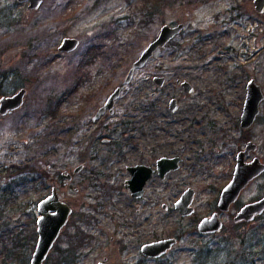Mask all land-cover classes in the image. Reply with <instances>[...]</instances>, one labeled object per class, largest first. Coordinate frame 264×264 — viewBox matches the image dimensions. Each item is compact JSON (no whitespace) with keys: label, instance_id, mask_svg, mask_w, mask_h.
I'll return each mask as SVG.
<instances>
[{"label":"rangeland","instance_id":"obj_1","mask_svg":"<svg viewBox=\"0 0 264 264\" xmlns=\"http://www.w3.org/2000/svg\"><path fill=\"white\" fill-rule=\"evenodd\" d=\"M256 21L264 22V15L255 10L254 0H44L38 9L29 8L28 2L0 0V98L27 88L19 109L0 114V171L7 175L0 191V264H30L38 240L37 204L51 191L42 188L41 160H46L45 166L55 159L61 165L69 161L66 166L81 161L78 153L73 161L68 153L72 133L67 117L59 121L72 111L74 97L62 99L57 114H47L49 103L70 87L78 55L95 42L115 56L107 72L110 91L123 82L122 74L164 24L184 22L186 28L137 70L118 107L125 113L142 94H149L154 89L150 76L154 67L165 68L168 83L159 91V102L164 106L178 96L177 116L185 117L173 125L172 132L180 130L185 139L198 140L201 150L199 158L187 157L166 183L156 181L144 202L153 197L157 205L151 206V217L146 224L141 222L140 230L143 239L147 234L159 239L193 227L194 219L182 217L173 207L189 185L198 191L193 203L197 214L211 213L249 137L258 149L247 160L259 156L264 161V104L250 129L240 126L248 80L256 78L264 88V37L259 29L250 37L248 30L252 23L256 31ZM67 36L81 40L76 51L58 49ZM178 76L191 80L196 91L185 94L176 84ZM159 113L158 118H169L168 108ZM148 114L143 117L149 118ZM85 142L81 140L77 152L83 153ZM127 176L118 172L111 180L122 186L108 201L109 209L103 210L101 228L91 229L94 238L77 264L103 260L109 264H264V214L241 227L227 218L226 229L218 234L189 233L163 258L143 262L137 238L124 239L127 227H120L119 218L111 216L116 209L124 210L127 218L135 216L134 201L124 186ZM65 194L71 199L74 191ZM263 196L264 174L251 182L240 203ZM162 202L170 205L169 211L162 209ZM145 216L144 212L140 219ZM118 238L129 247L123 249ZM57 256L55 247L43 264H56Z\"/></svg>","mask_w":264,"mask_h":264},{"label":"flooded vegetation","instance_id":"obj_2","mask_svg":"<svg viewBox=\"0 0 264 264\" xmlns=\"http://www.w3.org/2000/svg\"><path fill=\"white\" fill-rule=\"evenodd\" d=\"M43 4L44 0L42 2V5ZM255 10L257 11L256 6ZM257 12L264 15V12ZM151 18L152 17L149 15L148 20H150ZM180 23L171 25H177ZM142 24H145V20L142 21ZM255 25L257 26V29L255 32H253L252 28L254 27L252 26V23L249 24V36L251 37L258 33L259 29V33H261V35H263L262 37H264V22L259 23L256 21ZM185 28L186 25L177 36L183 33ZM176 37L171 39L168 43H166V45L174 41ZM80 44L81 40L79 45ZM79 45L75 50L71 52L76 51L79 48ZM166 45H164L163 47H165ZM163 47L158 48L153 56L149 59V61L154 57L156 52ZM137 58L133 60V62L129 66L127 73L124 72L125 76L124 74H122L121 77H123V82L119 83L109 91L107 87L108 66H111L114 63L113 60L117 59L115 58V56L109 55L108 50L104 48L103 43H90L85 48L84 52L80 53L78 55V58L76 59L73 79L68 90L57 94L54 102L52 101V103H49V106L51 108H49L47 114H57L60 101L71 95L72 97H74L75 102L72 111L68 114V116H61L59 121H64L65 117H67L68 119L69 132L72 133L71 146H69L68 151L69 156L71 157L70 159H72L71 161H73L75 158L74 156L78 154L81 158V161H79L77 164L73 165L75 162H72V164L69 166H66L69 161L66 164L61 165L58 163L56 164V159L54 160L53 164L47 162V166H45L46 160H41L42 163L40 162L41 166L38 169V174H40L41 178H44V180L42 181V188L44 190H47L48 188L51 190L50 193L45 194L38 201V218L41 216V213L39 211V204L53 193H56L59 197V200L65 203L71 210L66 223L60 229L58 237L56 238L53 247L47 255L48 257L52 249L56 247V251L58 254L56 264H77L81 256L87 254L84 249L88 245L89 241L93 240L94 238L91 229L97 227L101 228V218L103 210L106 209L104 211H107V209H109L108 201H110L111 198L114 197L115 190H118L122 186L118 185V183L114 181H111L115 177V174H117L118 172L120 174H128V176L124 180V186L127 188L132 197V200L134 201L136 212L135 216L127 218L125 216L124 210L116 209L111 216L119 218L120 227H127V229L122 232V237L124 239L127 236L131 235L137 238V244L142 254L141 257L143 258V262L145 260H156L163 258L169 251L173 249V247L179 242L182 236L189 233L200 235L218 234L226 229L227 218L233 219L235 225L241 227L253 223L257 218L263 216L264 214L262 213L256 215L255 218L251 220H236V217L242 207L248 203L254 202L251 201L245 204L240 203V197L242 196V193L248 189L251 182L246 188L242 190L239 198L235 202H233L228 209H221L219 207V201L223 188L232 180L234 176L238 160V153L242 150H245L249 142H254L252 140V137H249L245 147L237 153L232 176L230 180L221 188V190L219 191V195L215 198V202L211 207V213L207 215L197 214L196 206L193 203L195 197L198 194V191L195 187L189 185L180 194L179 198L185 192V190L189 188L193 189L194 195L192 203L190 205L193 207V212L190 215H183L175 206L179 198L174 202L173 207L180 213L182 217L191 216L195 222L194 226L189 228L187 232H184V230V233L180 232L176 236L169 235L158 239L155 237H151L150 234H147V238L143 239L145 234L140 230L141 222L146 224L149 221L151 216L148 214L151 213V206L157 205V200L153 197H149L148 200L144 202V200L148 196L150 189L153 186L155 187L156 181H159L161 184L166 183L173 172L180 170L185 165L187 157H191L192 159L199 158L201 149L198 140L185 139V134H182L180 130H178L176 133L172 132L173 125H175L179 121L185 120V117L181 120V118L177 116L181 108L178 96H172L169 102H164V106H161L159 102V91L163 90L168 83L165 68H159V66L154 67V70L150 75L151 83L153 84L154 89L149 94H142L141 99H139L134 104H130L127 112L121 113V109L118 107V102L121 99L123 91L125 90L126 86L133 83L137 70L144 68L149 63L148 61L142 68L136 69L134 71L132 79L127 82V77ZM156 78H164L163 83L161 85L158 84ZM252 79L254 78L251 77L247 82L246 96L248 83ZM184 81H189L194 86V90L189 92L186 87L183 86ZM176 84L185 91V94H193L196 91V87L193 82L186 79L185 77L178 76V78L176 79ZM21 88L26 89V98L27 88ZM118 88H120V93L114 99V103L111 106L108 104V100ZM262 89L264 92L263 86ZM173 99H176L177 102V107L175 109L171 108V101ZM263 104L264 99L260 102V112L257 117L262 111L261 109ZM105 106L106 108L104 109V111H102ZM167 108L169 110V118H158L161 114L159 113V111L161 109L167 110ZM15 110L10 111L7 114H10ZM100 111L102 112L100 113ZM147 112H149V118H144L143 114L146 115ZM257 117L254 123L256 122ZM147 121H149V127L146 123ZM254 123L252 124V126L254 125ZM240 126L244 130H248L252 127L251 126L247 129L243 128L241 125V120ZM57 130L58 127L54 129L53 132L57 134ZM82 139H85L86 142L81 148L83 153H80L77 152V146H79V143ZM254 143L257 145V148L250 151L249 155L246 157V161L249 162L254 158H259L262 162H264L259 156H255L252 160H247L252 152L257 151L258 149V144L256 142ZM108 144H110L111 147L108 146ZM173 158L178 160V168L170 170L168 169L167 171H165L164 175H162V172H164L166 165H168L167 159ZM194 164L195 162L193 161L191 165ZM133 169H135V171H138V174L143 176V178L145 179L141 195L138 193L134 194L130 187L129 181L133 177ZM147 174H149V176ZM263 174L264 172L260 176H262ZM5 179H7V175L3 174V172L0 171V191L2 188V181ZM64 189L65 192H63ZM66 190L74 191L73 197L71 199L66 197ZM161 206L164 211L170 210V205L167 202H162ZM143 207L144 209H146V211H143ZM54 212H57V210H54ZM144 212L146 216L143 219H140V217L143 216ZM214 214H217L220 221L222 222L221 229L214 232L201 231L199 226L202 220L206 217L210 218ZM143 231H145V229H143ZM116 232L120 233V230ZM114 237L115 236H111V239L113 240ZM123 238H118V241L121 243L123 249H127L129 245ZM165 238H176L177 242L162 256L155 257L143 253L142 248L145 244ZM100 262L109 264L104 260L99 261L97 264H99ZM137 264H141L140 261H138Z\"/></svg>","mask_w":264,"mask_h":264},{"label":"water","instance_id":"obj_3","mask_svg":"<svg viewBox=\"0 0 264 264\" xmlns=\"http://www.w3.org/2000/svg\"><path fill=\"white\" fill-rule=\"evenodd\" d=\"M19 2H28L29 8L38 9L43 0H18ZM255 6L257 11L260 13L264 12V0H255ZM184 23L177 25L164 24L159 35L148 44V46L142 51L139 57L134 62L130 73L127 77V82L130 81L134 75V71L138 68H142L149 59L153 56L155 51L166 45L171 39L176 37L181 30L184 28ZM80 43V40L76 37H65L61 44L59 45L60 51L71 52L75 50ZM158 84H162L164 78H156ZM183 86L191 92L194 90V86L189 81H184ZM120 88L110 96L108 100L109 105H113L114 99L119 95ZM26 94V89L21 88L12 95H4L0 98V114L6 115L8 112L20 108L24 103V98ZM264 99V92L262 85L252 79L248 83L247 87V96L244 103L243 113L241 115V125L243 128L247 129L252 126L257 115L260 112V102ZM177 107L176 99L171 101V108L175 109ZM106 106L103 108L102 111ZM100 111V113L102 112ZM257 145L254 142H249L245 150H242L238 153V160L234 176L232 180L223 188L221 193L219 207L221 209H228L230 205L235 202L242 190L246 188L250 182L259 177L264 172V162L259 158H254L252 161H246V157L249 155L251 150H255ZM168 165L165 171L168 169L178 168V160L167 159ZM137 172V174H136ZM133 177L129 181L130 187L134 194H142L143 185L145 179L143 176L138 174V171L135 169L132 170ZM149 176V174H147ZM140 179H139V177ZM147 176V177H148ZM1 186V183H0ZM194 195V190L189 188L181 195V197L176 202V208L183 215H190L193 212V207L190 206L192 203ZM57 210V212H54ZM39 211L41 216L38 218V242L34 250L33 256L31 258V264H43L46 259L49 251L54 245L56 238L60 232L62 226L66 223L68 215L70 213V208L63 202L59 200V197L56 193L50 195L47 199L42 201L39 204ZM264 213V197L248 203L242 207L239 211L236 220H251L254 219L256 215ZM222 222L220 221L217 214H214L212 217H206L200 223V230L204 232H214L221 229ZM177 242L176 238H165L157 240L148 244H145L142 248L144 254L159 257L171 249L174 244ZM99 264H106L100 262Z\"/></svg>","mask_w":264,"mask_h":264},{"label":"trees","instance_id":"obj_4","mask_svg":"<svg viewBox=\"0 0 264 264\" xmlns=\"http://www.w3.org/2000/svg\"><path fill=\"white\" fill-rule=\"evenodd\" d=\"M157 0H155V2H156ZM18 172H17V174H19V173H22L23 171L22 170H17Z\"/></svg>","mask_w":264,"mask_h":264}]
</instances>
